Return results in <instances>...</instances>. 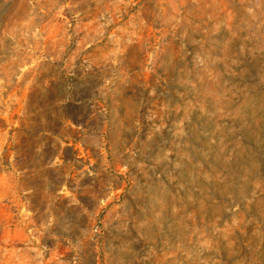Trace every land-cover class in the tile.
I'll list each match as a JSON object with an SVG mask.
<instances>
[{"label": "rangeland", "instance_id": "374dc122", "mask_svg": "<svg viewBox=\"0 0 264 264\" xmlns=\"http://www.w3.org/2000/svg\"><path fill=\"white\" fill-rule=\"evenodd\" d=\"M62 99L36 215L14 147ZM0 264H264V0H0Z\"/></svg>", "mask_w": 264, "mask_h": 264}, {"label": "trees", "instance_id": "16d2710c", "mask_svg": "<svg viewBox=\"0 0 264 264\" xmlns=\"http://www.w3.org/2000/svg\"><path fill=\"white\" fill-rule=\"evenodd\" d=\"M39 105L44 106L43 103ZM48 106L50 113L46 116L41 118L27 116L22 121L20 143L14 147L13 166L20 173L19 185L22 190L31 191L25 197H28L29 208L36 215L42 210L40 201L46 187L48 192H55L59 191L64 184L71 183V179L64 176L63 166L57 165L54 160L58 157L65 164L76 159L74 156L65 154V150L73 148L61 134L64 121H76L75 116L68 110L76 107V104L62 99L59 104L58 100H51ZM55 136H58L60 142L54 140ZM61 143L65 145L62 146ZM61 150L63 155L59 156ZM61 234L73 236L65 232Z\"/></svg>", "mask_w": 264, "mask_h": 264}]
</instances>
